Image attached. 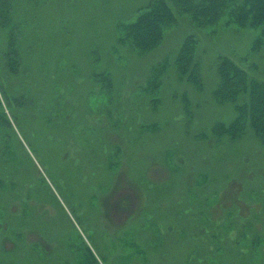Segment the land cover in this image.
I'll return each instance as SVG.
<instances>
[{
	"label": "rangeland",
	"instance_id": "obj_1",
	"mask_svg": "<svg viewBox=\"0 0 264 264\" xmlns=\"http://www.w3.org/2000/svg\"><path fill=\"white\" fill-rule=\"evenodd\" d=\"M12 1L22 65L13 78L0 55L14 133L0 156V264H264V145L249 126L213 135L236 112L212 95L220 56L264 82L260 30L177 14L138 56L118 26L149 0ZM188 36L200 88L176 70Z\"/></svg>",
	"mask_w": 264,
	"mask_h": 264
},
{
	"label": "trees",
	"instance_id": "obj_2",
	"mask_svg": "<svg viewBox=\"0 0 264 264\" xmlns=\"http://www.w3.org/2000/svg\"><path fill=\"white\" fill-rule=\"evenodd\" d=\"M177 14L187 16L198 29L229 25L258 28L260 31L251 50L264 47V0H149L135 20L118 26L117 41L138 56L150 52L160 43L164 29L177 22ZM13 18V1L0 0V33L5 32L6 44V49L0 53L1 61L3 70L17 78L22 65L19 43L23 30ZM195 45V38L188 36L177 53L175 64L179 76L200 88ZM217 60V83L212 95L219 103H231L236 117L227 126L217 123L213 127V135L219 139L240 138L249 126L257 140L264 145V82L250 79L246 70L230 58L220 56ZM164 69L166 64L153 67L147 80L148 89L159 88ZM99 80L103 83L104 76ZM8 87L0 75V94L5 102L0 98V156L4 158L11 155L13 147L10 139L14 137L11 121L6 114L9 108L6 98Z\"/></svg>",
	"mask_w": 264,
	"mask_h": 264
}]
</instances>
